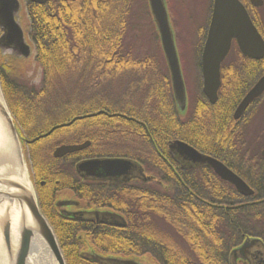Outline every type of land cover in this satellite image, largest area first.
<instances>
[{
  "label": "trees",
  "instance_id": "trees-1",
  "mask_svg": "<svg viewBox=\"0 0 264 264\" xmlns=\"http://www.w3.org/2000/svg\"><path fill=\"white\" fill-rule=\"evenodd\" d=\"M134 1L48 0L39 5L28 0V36L35 62L42 69L40 86L26 81L12 63L0 62L7 104L23 134L32 141L28 150L41 210L55 231L67 264H101L84 258V252L150 257L156 264H229L230 251L246 237L264 239V191L257 192L253 204H248L211 170L179 169L168 144L184 141L230 165L221 157L220 148L226 144L228 160L237 154L231 144L240 136H235L232 116L264 75V59H245L235 49L222 66V84L214 105L201 91L199 66L196 105L181 118L165 66L160 67L151 56H135L125 44ZM241 1L264 38L261 16L247 0ZM146 9L149 15L147 2ZM210 14L211 7L198 54ZM154 63L165 82V89L155 97V106L138 109L110 104L107 86L117 77L115 73ZM43 103L63 106L67 115L57 118L52 126L33 129V112ZM22 115H27L26 119ZM78 130L71 138L57 140ZM85 141L91 146L82 153L65 159L53 155L62 144ZM94 156L135 159L156 175V181L116 186L86 180L74 165L81 158ZM67 192L87 207L122 214L126 225L95 229L63 215L57 200L60 193Z\"/></svg>",
  "mask_w": 264,
  "mask_h": 264
},
{
  "label": "water",
  "instance_id": "water-1",
  "mask_svg": "<svg viewBox=\"0 0 264 264\" xmlns=\"http://www.w3.org/2000/svg\"><path fill=\"white\" fill-rule=\"evenodd\" d=\"M43 5L48 0H30ZM152 22L159 38L160 47L169 73L173 97L181 118L189 113L188 95L182 72L181 60L170 14L168 0H146ZM255 8L264 6V0H249ZM20 9L19 0H0V51L28 58L31 47L24 32L16 22ZM236 45L244 58L264 59V39L254 25L251 16L240 0H213L211 19L201 54L202 91L211 104L218 99L221 85V67ZM264 93V76L246 94L235 111L240 117L249 104ZM26 139L5 99L0 81V264H29L33 256V244L39 239L47 249L49 264H67L55 231L43 214L31 171L25 156ZM62 145L55 157H63L89 146ZM170 154L185 163L187 168L208 167L223 181L233 185L239 193L250 196L253 191L233 171L220 161L205 155L189 144L176 140L169 145ZM77 173L90 181L146 179L143 168L135 161L123 158H98L85 160L76 165ZM59 205L60 202H57ZM77 201H66L64 206H78ZM20 211L16 235L12 232V212ZM63 215L76 220L95 224L123 226V217L110 211H61ZM261 250V252H259ZM237 255L248 264H263L264 246L259 241L246 242L235 250L231 264H236ZM82 256L101 264H147L137 258L102 256L96 252H85Z\"/></svg>",
  "mask_w": 264,
  "mask_h": 264
},
{
  "label": "rangeland",
  "instance_id": "rangeland-1",
  "mask_svg": "<svg viewBox=\"0 0 264 264\" xmlns=\"http://www.w3.org/2000/svg\"><path fill=\"white\" fill-rule=\"evenodd\" d=\"M22 4L25 5L26 2L23 0ZM210 7L211 0H170L169 2L171 21L187 89L189 109L194 108L196 105L195 98L197 95V81L199 78V63L197 62V56L199 55L200 57L201 54V51L198 54V48L203 28L206 26L208 20ZM22 14L28 31L30 29L28 13L26 10H23ZM259 14L264 21V6L260 9ZM128 20L129 30L127 31L125 38L126 46L132 48L131 52L135 56H151L157 64H160V67H162V65L164 66L158 40L147 13L145 0L134 1L130 9ZM10 54L11 52L9 51H0V62L5 61L4 58L10 56ZM35 56L36 54L32 49L29 58L16 62L12 61V63L16 68L22 71L26 81L28 80L31 84L37 87L41 84L42 69L36 64ZM115 75L117 77L109 80L107 86V92L109 95L107 98L113 106L129 105L131 107H137L138 109H143L144 106L152 108V106H155L156 104L155 97L159 90L165 89V82L160 80L162 74L159 67H156V64L140 68L129 67L121 71V73H115ZM146 76H149L150 79L145 80ZM95 93L96 91L93 94L95 95ZM80 98L81 97H76L75 99ZM88 103L96 104L91 101ZM66 115L67 111L63 106L52 107L49 103H43L41 104V107L33 112L32 117L35 121L32 124V128L39 129L43 126H52L57 118ZM22 116L26 119L27 115ZM78 132H80V130L76 131L75 134L72 132L71 135L58 137L57 140L71 138ZM243 132L247 137H252V140H254L259 133L260 136L263 135L264 137V104L258 110V113L251 118V122L245 126ZM121 140L127 142L126 139L121 138ZM255 140H258V138ZM255 140L253 142H255ZM135 143L142 146L138 141H135ZM260 144H262V140L260 141ZM254 145L255 147L258 146L256 143ZM152 264L154 263L152 262Z\"/></svg>",
  "mask_w": 264,
  "mask_h": 264
},
{
  "label": "flooded vegetation",
  "instance_id": "flooded-vegetation-1",
  "mask_svg": "<svg viewBox=\"0 0 264 264\" xmlns=\"http://www.w3.org/2000/svg\"><path fill=\"white\" fill-rule=\"evenodd\" d=\"M20 1V9L19 11L17 12L16 14V22L19 24V26L22 28V29H25V23H24V16L22 14L23 10L27 11V3H28V0H24L26 2L25 5L22 4V1L23 0H19ZM11 52V51H10ZM20 59H18V58ZM25 60L27 58H24V56H17V55H14L10 54V56H7L4 58L5 62L7 61H10V63H12V61H19V60ZM252 61H255L254 59ZM259 80V79H258ZM257 80V81H258ZM256 81V82H257ZM264 95L256 100V101H253L249 104V106L247 107V109L243 112V114L238 117V118H235L234 114H235V111L237 109H235L234 113H233V116H232V122L233 124L235 125L234 126V131H235V136L239 135L240 138L234 142H232V146H234V149L236 151V156L233 157V155H231V160H228L226 159L227 156H228V153H227V146L226 144H224L221 148H220V152L223 154L221 157L229 162L230 165H232L237 171H234L248 186L249 188L253 191V195H250V196H245L241 193H239V191L236 190V192H238V194L242 197L245 198V200L247 201L248 204H253L252 201L254 200V195L257 193V192H260V191H264V145L261 146L259 149L257 147H255V143L257 144L259 140H255V142L249 140V139H245V135L243 136L242 134L244 133L243 132V129L245 128V126L251 122V118L255 116L256 113H258V110L262 107V105L264 104ZM209 101V100H208ZM263 101V102H262ZM86 142H89V146L82 149V150H79V151H76L74 152L75 153H82L84 151H86V149H88L90 146H91V142L90 141H85V142H82V143H78V144H62V145H82ZM173 142V141H170L168 145H170V143ZM184 142V141H183ZM60 145V146H62ZM230 146V144H229ZM193 147V146H192ZM58 148V147H57ZM56 148V149H57ZM169 148V147H168ZM195 148V147H194ZM55 149V150H56ZM196 149V148H195ZM54 150V152H55ZM198 150V149H196ZM199 152L203 153V154H206L200 150H198ZM170 153V152H169ZM73 153L71 154H66L65 156L63 157H55L54 153V157L55 158H59V159H65L66 157H68L69 155H72ZM171 155V154H170ZM208 155V154H206ZM211 156V155H209ZM213 157V156H211ZM98 158H123V159H129V160H133L135 162H137L144 170V173H145V176H146V179H141L139 176V178H132L131 180H101L99 181L100 183H115L116 186L118 185H128V184H131L132 182H139V183H148V182H152V181H156V175L154 173H148L145 169V167L137 160L135 159H132V158H128V157H123V156H94V157H85V158H81L79 159L75 165H74V168L76 167V165L80 162V161H84V160H90V159H98ZM171 158L172 160L174 161V163H176V165L179 166V169L181 170H193V169H199V168H207V167H204V166H200V167H197V168H187L186 164L185 163H181L180 161H178L176 158H174L172 155H171ZM215 158L216 160L220 161L221 163H223L225 166H227L228 168H231L230 165L224 163L222 160L216 158V157H213ZM209 170H211L210 168H207ZM212 171V170H211ZM213 172V171H212ZM214 174V173H213ZM215 175V174H214ZM216 176V175H215ZM217 177V176H216ZM136 179V180H134ZM138 179V180H137ZM133 180V181H132ZM222 181V180H221ZM97 182V181H96ZM224 182V181H222ZM226 183V182H225ZM60 197V195H59ZM65 200L63 201H60V204L59 206L61 208H64L66 206H64V202ZM82 207L81 208H84L85 210H91L93 207L95 208V206H91V207H87L86 203L82 202ZM244 205L243 203H241L240 206ZM75 208V207H74ZM80 207H76V210L78 211L79 209H81ZM89 208V209H88ZM70 210H73V208H71ZM101 210V209H100ZM106 210H110V209H106ZM114 212V211H113ZM116 214H119L123 217L122 214L120 213H117L115 212ZM125 218H123L124 220ZM80 222H83L85 224H89L91 227L93 228H97L99 226H101L100 224H95V223H92V222H87V221H84V220H78ZM125 224L123 226L126 225V221L124 220ZM108 226H114V225H108ZM116 227H122V226H116ZM253 238H256V239H259L261 242H262V245L264 246V239H262L261 237H253ZM243 242L240 243V245L242 244ZM261 244V243H260ZM239 247V246H238ZM237 248V247H236ZM233 250V249H232ZM261 252V250L259 251ZM231 253V251H230ZM114 256H119V255H114ZM237 257H239L237 255ZM246 258V257H245ZM244 258V259H245ZM261 263L264 264V257L263 259H261ZM240 264H243V262L241 261Z\"/></svg>",
  "mask_w": 264,
  "mask_h": 264
},
{
  "label": "bare ground",
  "instance_id": "bare-ground-1",
  "mask_svg": "<svg viewBox=\"0 0 264 264\" xmlns=\"http://www.w3.org/2000/svg\"><path fill=\"white\" fill-rule=\"evenodd\" d=\"M12 232L13 235H16L18 231V225L20 221V211L18 208L12 212ZM33 256L29 264H49V253L45 248L44 244L37 238L33 244Z\"/></svg>",
  "mask_w": 264,
  "mask_h": 264
}]
</instances>
